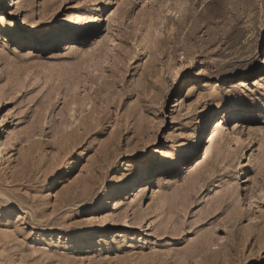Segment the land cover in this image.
I'll return each mask as SVG.
<instances>
[{
    "label": "rangeland",
    "instance_id": "374dc122",
    "mask_svg": "<svg viewBox=\"0 0 264 264\" xmlns=\"http://www.w3.org/2000/svg\"><path fill=\"white\" fill-rule=\"evenodd\" d=\"M0 264H264V0H0Z\"/></svg>",
    "mask_w": 264,
    "mask_h": 264
},
{
    "label": "bare ground",
    "instance_id": "6f19581e",
    "mask_svg": "<svg viewBox=\"0 0 264 264\" xmlns=\"http://www.w3.org/2000/svg\"><path fill=\"white\" fill-rule=\"evenodd\" d=\"M15 2V1H14ZM95 10H97V9H95ZM91 21V20H90ZM90 21H84L85 23H84V27H87V26H89V25H91L90 24ZM79 33V28H74L73 29V32H72V35H71V37L74 35V34H78ZM36 41H31V42H29V43H35ZM39 42V41H38ZM239 107L237 106V105H233V107L231 108V112H233V111H235V110H237ZM217 127V126H216ZM212 140V136L210 135L209 136V138H208V141L207 142H209V141H211ZM191 148V147H190ZM176 160V159H175ZM175 160H173L172 158L171 159H164V161H163V163H162V165H163V169L162 170H166V169H168V167L171 165V164H173V162L175 161ZM162 165H160V166H157V167H149L148 168V170H147V172L145 173V175H149V174H151L152 172V170L153 169H161L160 167L162 166ZM138 174H137V172L136 171H131V173L129 174V177L131 178V181L132 182H135L136 180H137V178H136V176H137ZM134 185V184H133ZM118 191V189H117V185H115L114 187H112L111 188V191H110V193L113 195L114 193H116Z\"/></svg>",
    "mask_w": 264,
    "mask_h": 264
}]
</instances>
